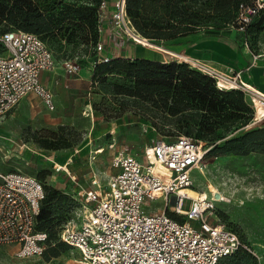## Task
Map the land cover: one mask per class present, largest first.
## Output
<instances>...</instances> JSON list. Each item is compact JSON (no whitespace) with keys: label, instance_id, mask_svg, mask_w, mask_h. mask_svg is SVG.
<instances>
[{"label":"rangeland","instance_id":"374dc122","mask_svg":"<svg viewBox=\"0 0 264 264\" xmlns=\"http://www.w3.org/2000/svg\"><path fill=\"white\" fill-rule=\"evenodd\" d=\"M120 1L104 0L100 15L108 2L107 12L112 13L108 14L113 20L112 25L119 23L124 30L116 17ZM261 17L254 18L244 30L229 28L224 31L222 40L217 41L236 46L239 53L249 50L264 56V12ZM208 39L215 42L213 38L205 39L202 33L170 41L167 45L148 39L142 43L132 42L149 52L153 61L186 63L181 57L190 55L188 57L192 56L199 63V54L204 53L205 59L211 57L212 52L200 50ZM59 41L54 40L56 56L76 61L84 73L90 68L88 72L93 77L94 67L98 65L97 53H86L82 44L64 45ZM182 50L187 55L182 54ZM60 59L58 61L62 64ZM57 72L63 75L64 67L60 65ZM237 72L241 71L232 76L236 77ZM113 81L124 83L120 78ZM90 83L71 85L70 95L63 96V104L54 111L47 109L38 97L29 95L16 109L0 117V171L35 176L44 183L46 196L59 193L51 206L56 210L55 226L48 230L52 246L60 241L63 226L79 214L81 193L97 189V184L106 185L118 172L113 165L116 155L128 154L143 161L144 152L153 140L171 141L177 135L196 137V132L192 135L185 132L189 128L196 129V126L179 122L152 103L135 97L104 94L96 84ZM219 87L225 86L219 84ZM243 93L251 109L250 113L242 115L248 124L227 134L226 139L251 129L264 128V105L257 97ZM213 147L208 144V152ZM193 179L191 189L211 198L213 193L209 187L213 186L223 195L222 201L215 203L212 222L224 224L234 231L258 264H264V152H252L246 156L207 155L193 173ZM162 207L163 200H157L152 202L149 210ZM190 207L191 201L183 200L182 209ZM173 210L170 206V215L178 220L184 219ZM58 221L60 225L56 224ZM54 252L49 258L44 253L22 259L16 256V247L0 246V264H79V253L75 249L58 247Z\"/></svg>","mask_w":264,"mask_h":264},{"label":"built area","instance_id":"2783aa9c","mask_svg":"<svg viewBox=\"0 0 264 264\" xmlns=\"http://www.w3.org/2000/svg\"><path fill=\"white\" fill-rule=\"evenodd\" d=\"M263 12L264 0L241 5L236 24L230 28L244 30ZM116 17L120 20L119 14ZM98 30L100 34L101 15ZM0 43V117L29 95L54 111V94L41 82L42 72L62 65L66 73L77 75L80 65L71 60L60 64L35 34L12 30L0 36ZM104 50L98 41L94 51ZM110 61L112 58L102 57L98 63ZM188 64L215 77L207 69ZM241 74L237 72L236 77ZM207 152L204 142L181 135L171 141L153 140L143 161L128 154L116 155L113 165L118 172L106 185L97 184V189L81 193L79 214L63 226L60 241L78 251L79 264H217L233 255L243 246L238 235L211 220L215 203L223 198L213 193L211 198L199 200L180 193L194 186L193 173ZM44 199V183L37 177L0 171V246L16 247L18 258L44 254L48 235L37 228ZM185 199L191 201L188 210L182 209ZM157 200H163V207L149 210ZM170 206L184 219L170 215Z\"/></svg>","mask_w":264,"mask_h":264},{"label":"trees","instance_id":"16d2710c","mask_svg":"<svg viewBox=\"0 0 264 264\" xmlns=\"http://www.w3.org/2000/svg\"><path fill=\"white\" fill-rule=\"evenodd\" d=\"M251 1L125 0V3L130 21L138 33L155 43L167 45L170 41L201 33L205 37H222L224 31L236 24L241 5H250ZM103 2L104 0H0V36L12 30L35 34L47 43L57 61L60 58L54 51V40L58 39L64 45L82 44L86 53L94 55V47L100 37L98 29ZM255 18L262 19L261 15ZM2 48L0 43V51ZM116 78L123 79L124 83L113 81ZM92 82L104 94L142 99L152 103L166 115L176 117L179 122H189L196 126V129L189 128L185 132L188 135L196 132L195 140L204 142L206 146L214 145L206 156H246L252 152H264V128L251 129L226 139L227 134L248 124L243 116L250 113L251 109L244 93L218 88L214 77L188 63L117 58L95 65ZM222 130L223 132H219ZM178 136L181 135L176 137ZM220 140L224 141L219 143ZM58 196L57 192L46 196L45 189L37 228L38 231L47 233V243L52 240L48 230L54 228L53 224L56 222V210L51 206ZM59 223L60 221L56 224L60 225ZM49 245L44 251L48 258L55 254L56 248L69 247L61 241L54 246ZM217 264L258 262L243 245L236 253L222 258Z\"/></svg>","mask_w":264,"mask_h":264},{"label":"crops","instance_id":"0c3cea01","mask_svg":"<svg viewBox=\"0 0 264 264\" xmlns=\"http://www.w3.org/2000/svg\"><path fill=\"white\" fill-rule=\"evenodd\" d=\"M101 13V33L99 41L103 43L105 50L101 53H97V58L100 60L102 57H110L112 59H152V55L136 46L132 40H134L128 33L121 28V26H113L112 19L108 14L107 8ZM197 35V34H195ZM212 38V37H205ZM220 38H213L214 43H211L212 40L208 39L204 42L203 46H200L202 52H212L210 58H204L205 55L197 56V59L200 60V63L209 67L211 69L217 70L218 72L231 76L234 75L236 71H241V76L239 77L243 83L249 88H253L256 94L248 93L254 97H264V56L254 59L255 54L247 50L250 55H247L246 51L238 52L236 46L221 44ZM209 41V43H207ZM207 43V44H206ZM220 45V46H218ZM182 54L187 55L181 51ZM201 52V53H202ZM190 55H187L188 57ZM250 56V57H249ZM192 58V56H191ZM195 58V57H193ZM176 61V60H175ZM164 62V61H163ZM90 68L88 69V71ZM81 70L77 75H69L64 72L63 75L59 74L57 70L55 71H43L41 74V82L50 89L54 94V101L56 109L63 104V96L70 95L69 87L74 84L81 82H90L92 81V73ZM72 82V83H71ZM72 88V87H71ZM259 95V97H258ZM35 96V95H34ZM37 97V96H36ZM27 99V98H26ZM260 104L264 105V102L260 99ZM55 109V110H56Z\"/></svg>","mask_w":264,"mask_h":264},{"label":"bare ground","instance_id":"6f19581e","mask_svg":"<svg viewBox=\"0 0 264 264\" xmlns=\"http://www.w3.org/2000/svg\"><path fill=\"white\" fill-rule=\"evenodd\" d=\"M119 19L121 21V24L123 26V28L125 29V31L136 41L142 43V42H147V39L144 38L142 35H140L138 33V31L135 29V27L133 26V24L131 23L130 21V18L127 14V10H126V3H125V0H122L121 3H120V6H119ZM181 60L183 62H186V63H191V64H194V65H197V66H200L204 69H207L208 71H211L213 73V75L215 77H218L217 79V87H219V84H223L225 87L224 88H220V89H223V90H241V91H245L247 93H253V94H256L255 90L252 88H249L248 86H246L243 81L238 78V77H235V76H226L220 72H218L217 70H214V69H211L209 67H206L205 65L201 64L200 62H196L194 61L192 58L190 57H186V56H183L181 57ZM178 62V61H177ZM257 95V94H256ZM259 97V95H258ZM263 102H264V97H259ZM210 188V191L214 194H216V197L217 198H222L223 195L221 193H218L217 190L215 189V187L211 186L209 187ZM181 195H187L188 197H191L193 199H199V200H203V199H206V198H209L208 197V194L206 193H200L196 190H193L191 189L190 187H187L185 189H182L180 191Z\"/></svg>","mask_w":264,"mask_h":264},{"label":"water","instance_id":"95a60500","mask_svg":"<svg viewBox=\"0 0 264 264\" xmlns=\"http://www.w3.org/2000/svg\"><path fill=\"white\" fill-rule=\"evenodd\" d=\"M217 79V78H216Z\"/></svg>","mask_w":264,"mask_h":264}]
</instances>
